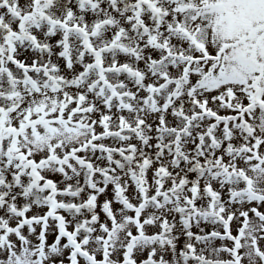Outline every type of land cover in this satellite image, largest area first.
<instances>
[{
	"label": "snow or ice",
	"instance_id": "6c2138e0",
	"mask_svg": "<svg viewBox=\"0 0 264 264\" xmlns=\"http://www.w3.org/2000/svg\"><path fill=\"white\" fill-rule=\"evenodd\" d=\"M0 264H264V0H0Z\"/></svg>",
	"mask_w": 264,
	"mask_h": 264
}]
</instances>
